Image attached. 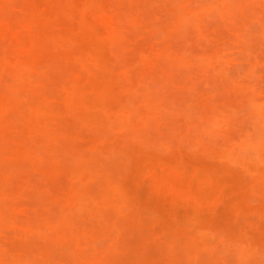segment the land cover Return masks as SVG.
<instances>
[{
    "label": "rangeland",
    "instance_id": "1",
    "mask_svg": "<svg viewBox=\"0 0 264 264\" xmlns=\"http://www.w3.org/2000/svg\"><path fill=\"white\" fill-rule=\"evenodd\" d=\"M0 264H264V0H0Z\"/></svg>",
    "mask_w": 264,
    "mask_h": 264
}]
</instances>
